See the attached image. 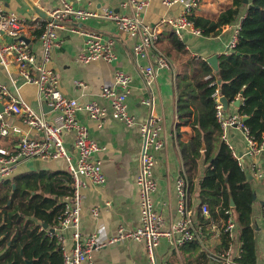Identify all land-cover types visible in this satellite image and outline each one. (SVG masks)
Returning <instances> with one entry per match:
<instances>
[{
    "label": "crops",
    "instance_id": "obj_1",
    "mask_svg": "<svg viewBox=\"0 0 264 264\" xmlns=\"http://www.w3.org/2000/svg\"><path fill=\"white\" fill-rule=\"evenodd\" d=\"M0 1L8 11L15 12L26 20L27 25L22 30L23 37L36 54L34 66L40 65L44 61L40 36L45 24L49 21L43 16L45 14V16L51 17L52 11L60 1ZM129 1L72 0L76 7L92 11L110 9L118 13L138 16L159 30V38L156 41L157 49L150 50L148 56H134L133 48L137 40L120 29L114 20L92 17L80 22L76 19L71 22H62L61 26L57 28L60 46L51 51L48 62L50 68L58 76L59 86L63 93L70 98L77 99L82 106L77 110L78 120L87 126L90 137L102 148L94 154V158H98L102 162L106 183L98 186L89 185L83 189L84 196L81 206L82 234L84 236L95 235L101 242L107 241L110 236L117 233L120 226L134 229L140 222V196L136 179L140 172L143 137L139 123L147 120L152 110L155 115L161 118L163 127L160 138L164 140V145L154 152L153 174L157 182V190L153 193L154 208L163 214L164 229H168L171 224L182 218L177 203V180L186 174L181 143L191 140L195 132L191 124L195 116V107L190 104L193 113L188 121L182 116V105L179 106L183 88H185L186 97L190 99L197 86L189 84V81L192 82L194 74L201 70L204 62L208 63L214 72L216 71L208 59L217 55L219 67L220 56L233 50L234 47H231L230 44L237 25L241 24V20L251 4V0L245 1L236 21L224 25L218 34L208 36L189 17L194 26L200 29V33L194 32L189 27L182 28L179 33L175 31L169 20L180 17L183 13L182 3L167 5L164 0H138L145 4L141 9H137L126 4ZM233 2L234 0H201L199 6L189 15L194 18L201 17L216 21L223 11L233 6ZM36 9L41 13H38ZM74 27L85 32H96L105 41H111L117 58L112 62L96 60L86 64L81 63L78 60V55L83 49L86 35L78 33ZM13 40L12 36H3L4 42ZM161 56H165L170 61L169 67L159 66ZM147 64H152L155 69V77L151 85H148L142 71V68ZM121 70L130 74L132 78L128 92V110L138 122L131 127L112 117L110 99L101 96V91L105 86L114 87L118 92L122 90L116 82V74ZM0 84L7 87L8 95H10L0 100V103L5 107L4 111L1 109L0 111L5 114L9 126L19 127L22 134L41 136L40 132L24 122L23 114L8 112L11 97L22 99L36 112L45 113L51 123H62L63 113L55 109L49 102L42 101L37 85L28 82L20 74L14 57H9L8 68L0 63ZM150 98L153 99V103L147 104L145 100ZM238 100H240L239 104L236 103ZM92 101H98L109 109L102 125H99L85 108ZM45 103H47L48 112L44 110ZM241 103L242 97L230 102L226 114H238ZM63 135L65 146L71 155V161L67 157L27 159L1 183L0 189L6 186L7 180L42 173L45 185L52 183L58 188L57 183H64L60 181L66 176L71 177L70 162H77L78 151L74 143V131H65ZM18 137L19 134L0 136V147L10 152L17 151L19 148ZM228 137V143L239 159L253 188L250 225L255 242V264H264V148L256 154L251 153L247 135L236 126L230 127ZM204 147L203 149H205ZM206 167V161L202 159L199 178L204 177ZM14 188H16L15 183ZM42 191L45 190H38V192ZM32 193L35 191L32 190ZM201 203L202 200L195 187L188 193V204L192 217L201 231V236L197 238L201 246L200 251L216 250V252H221L222 249L219 248L220 246L223 248V244L220 236L225 221L222 215L220 218H212L210 214L204 215L203 211L201 215ZM0 212H2V207H0ZM200 216L204 217V223L199 222ZM236 223L234 230L236 235L230 245L231 260H234L235 263L241 257L242 251L241 228L237 221ZM72 232V228L65 230L67 253L73 251ZM10 243L11 240L8 244ZM186 243L175 247L167 237H162L155 249L154 258H151L145 241L124 240L93 251L85 264H226V261L213 259L210 255L200 256V252L195 251ZM7 251V248L0 246V253L4 254Z\"/></svg>",
    "mask_w": 264,
    "mask_h": 264
},
{
    "label": "built area",
    "instance_id": "obj_2",
    "mask_svg": "<svg viewBox=\"0 0 264 264\" xmlns=\"http://www.w3.org/2000/svg\"><path fill=\"white\" fill-rule=\"evenodd\" d=\"M60 3L52 11V19L47 21L42 31L40 40L44 50V61L40 65L34 66L36 54L31 49L30 44L23 37L22 30L27 22L15 12L8 11L0 1V63L9 67V57H14L20 74L28 81L38 87V92L42 98L49 102L55 109L63 113L61 124L51 123L46 114L36 112L28 103L22 99L10 98L8 112L23 114L24 122L30 127L41 133L40 137L29 134H22L17 126H9L5 114L0 111V136L17 135L19 148L17 151L10 152L0 147V185L17 169L23 161L33 158L52 159L67 157L71 161V155L64 143V132L74 131L75 146L78 151L77 162H70L69 171L72 177V192L63 198V214L59 222L54 225L47 233L50 237H55L63 252V264H85L91 257L93 251L124 240L145 241L149 256L154 258L155 249L162 237H167L175 247H180L184 243L199 238L201 231L192 217L188 204V180L186 174L177 180L178 208L182 218L176 223L171 224L168 229H164L165 223L163 214L154 208L153 193L157 190V182L154 178L153 167L155 165L154 152L164 145V140L160 138L162 130L161 118L151 111L147 120L139 123L141 135L143 137V150L140 160V172L136 182L140 196V222L134 229H127L123 225L118 228L117 233L108 238L107 241H99L95 235L84 236L81 232V206L83 200V189L89 185H102L106 183V176L103 171L102 162L94 158V154L102 148L90 137L88 128L77 118V110L81 105L77 99L66 96L59 86L57 74L50 68L48 62L51 51L60 46L57 35V28L63 21L87 20L92 17H100L114 20L120 29L126 31L137 41L133 52L135 57H146L150 50L157 49L156 41L159 38V30L153 28L138 16H131L115 12L114 10L104 9L102 11H92L76 7L72 0H59ZM167 5L175 3L183 4V13L176 19L169 22L174 26L178 33L182 28L189 27L196 33L200 29L196 28L188 15L199 6L201 0H164ZM131 6L141 9L144 2L130 0ZM78 33L85 34L84 46L78 55L81 63H89L96 60H106L109 62L117 58L113 50L111 41H105L96 32H85L80 28L74 27ZM240 24L237 25L233 40L230 44L234 47L237 41ZM14 37L12 42H4L3 36ZM170 61L165 57L159 58L160 67H169ZM148 85L153 83L155 69L152 64H147L142 68ZM216 72V71H215ZM213 71V73H215ZM211 76L208 75V78ZM132 78L131 75L118 71L116 82L122 88L118 92L114 87H103L101 96L110 99L112 117L122 121L127 126L137 124V119L128 110V92ZM215 83V82H214ZM8 89L0 84V100L9 97ZM219 87L212 94L216 104V116L222 129V139L229 142L228 135L231 126L241 128L248 137L250 152L256 154L264 148V139L259 142L251 136L248 127L244 124V117L239 113L227 115L224 110ZM243 99V98H242ZM147 104L153 103V99L145 100ZM85 108L91 117L102 125L103 120L109 113L107 106L92 101ZM229 144V143H228ZM204 215L210 214L207 204L202 207ZM228 220L225 230L234 240L236 232V220L231 210L226 211ZM72 228L73 251H66L65 230ZM209 252V251H208ZM213 259L226 261V264H236L231 260V247L226 251L211 253Z\"/></svg>",
    "mask_w": 264,
    "mask_h": 264
},
{
    "label": "trees",
    "instance_id": "obj_3",
    "mask_svg": "<svg viewBox=\"0 0 264 264\" xmlns=\"http://www.w3.org/2000/svg\"><path fill=\"white\" fill-rule=\"evenodd\" d=\"M244 4L245 0H234L233 6L223 11L216 21L192 15L188 17L206 35L212 36L218 34L224 25L236 21ZM202 66L194 74L192 82L189 81V84L197 86L192 97L188 99L183 88L179 103L182 116L188 121L193 113L190 104L195 107L191 122L194 136L181 143L188 193L197 188L202 200L201 215L203 205L207 204L211 217L220 218L222 215L226 224V211L233 212L241 228L242 241L241 257L236 264H255V242L250 225L253 188L233 149L222 139L212 94L220 87L221 94L229 103L242 97L238 112L246 117L244 124L256 141L264 139V0H251L241 20L233 50L220 56L218 72L213 73L206 62ZM202 159L207 167L204 177L199 178ZM62 179L60 182L64 183H57V188L52 183L44 184L43 173L19 176L7 180L6 186L0 189V246L8 249L6 253H0V264H26L27 261L32 264H63L58 240L47 233L63 214L62 198L72 192L71 177ZM39 189L45 191L38 192ZM199 222L204 223L203 216L199 217ZM220 238L223 248L220 246L219 249L226 251L233 240L225 225ZM186 244L200 252V256L218 253L216 250L200 251L197 238Z\"/></svg>",
    "mask_w": 264,
    "mask_h": 264
},
{
    "label": "water",
    "instance_id": "obj_4",
    "mask_svg": "<svg viewBox=\"0 0 264 264\" xmlns=\"http://www.w3.org/2000/svg\"><path fill=\"white\" fill-rule=\"evenodd\" d=\"M245 1L247 2L248 0H245ZM36 10L38 11V13H41V11H39L38 9H36ZM43 17H45V18H47L49 20L52 19V17H50L49 15L45 16V14H44ZM208 60L212 64V66L215 68V70L217 71L219 69V67H218V56L217 55H213ZM221 101L223 103L224 110L227 111L228 110V107H229V101H228V99L225 96H222L221 97ZM236 103L239 104L240 103V100L236 101ZM4 108L5 107L0 103V109L2 111H4ZM44 110L48 112V110H47V103L44 104ZM243 119L245 120L246 117H244ZM231 202H232L231 203V206H235L233 200ZM45 226L47 227V225H45ZM28 264H32V262L31 261H28Z\"/></svg>",
    "mask_w": 264,
    "mask_h": 264
}]
</instances>
